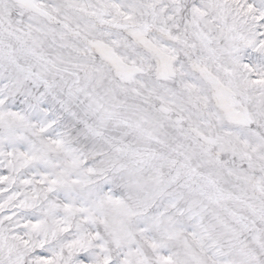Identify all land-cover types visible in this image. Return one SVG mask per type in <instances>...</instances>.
Segmentation results:
<instances>
[{"label": "snow or ice", "instance_id": "snow-or-ice-1", "mask_svg": "<svg viewBox=\"0 0 264 264\" xmlns=\"http://www.w3.org/2000/svg\"><path fill=\"white\" fill-rule=\"evenodd\" d=\"M0 264H264V0H0Z\"/></svg>", "mask_w": 264, "mask_h": 264}]
</instances>
